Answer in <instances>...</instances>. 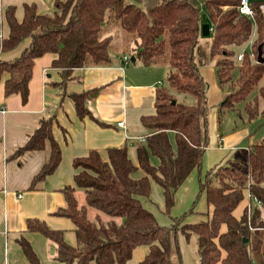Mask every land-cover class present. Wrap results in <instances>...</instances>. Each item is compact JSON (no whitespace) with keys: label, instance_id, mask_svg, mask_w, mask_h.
<instances>
[{"label":"trees","instance_id":"1","mask_svg":"<svg viewBox=\"0 0 264 264\" xmlns=\"http://www.w3.org/2000/svg\"><path fill=\"white\" fill-rule=\"evenodd\" d=\"M260 5L264 7V1L251 2L253 19L239 13V0H54L51 14L38 13L34 4H24L20 21L14 6L0 12V29L3 17L8 30L0 55L29 42L13 60L0 58V81L6 76L4 97L18 95L25 103L35 59L54 54L51 67L59 70L60 81L51 85L62 91L61 97L71 99L79 119L92 118L88 102L100 88L68 92L67 85L74 80V70L113 64L118 55L112 48V35L105 36L109 26L129 34L133 42L130 53L146 68L157 66L162 55H168L166 85L155 90L153 114L140 118L149 133L143 143L135 144L136 164L128 158L126 145L108 148L105 161L96 150L72 160L77 170L74 185L82 190L84 205H78L75 188L67 186L62 191L65 206L52 215L70 220L75 245L66 243L62 231L52 230L44 222L25 221L28 232L41 234L55 245L56 262L129 264L133 252L146 247L138 264H175L180 257L179 235L185 240L194 235L199 264H264V139L242 152L243 161L219 163L201 174L209 141V108L206 85L193 56L203 8L211 29L208 57L214 60L217 86L226 93L218 104L220 116L241 106L248 121L264 117V13ZM253 33L251 51L257 61L260 48L263 61L255 63L246 52L237 61L238 50L246 47ZM178 95L190 97L193 103L181 102ZM54 121V116L42 117L25 144L10 156L48 151L32 179V189L60 162V148L52 136ZM194 171L197 197L203 196L211 211L198 222L187 223L192 211L180 217L170 213L176 191ZM137 172L142 176L136 178ZM150 182L162 190L164 213L172 222L169 227L160 226L142 206L141 199L150 198ZM244 192L250 209L245 206L235 218L233 211ZM251 200L259 206H251ZM88 208L121 219V223H104L99 214L91 221ZM16 242L29 264H41L27 240L20 236Z\"/></svg>","mask_w":264,"mask_h":264},{"label":"crops","instance_id":"2","mask_svg":"<svg viewBox=\"0 0 264 264\" xmlns=\"http://www.w3.org/2000/svg\"><path fill=\"white\" fill-rule=\"evenodd\" d=\"M53 3L54 0H0V12L3 13L7 7L14 6L15 16L20 21L24 4H34L38 13L47 14L48 11L53 12ZM7 33L2 17L0 35L3 38ZM28 44V41H24L16 49L2 53L0 58L13 60ZM131 48V45L128 49L120 48L117 53L119 57L114 59L110 67L73 71L74 80L68 83V92L100 88L88 102L92 118L86 116L79 119L71 99L66 96L61 97L62 91L51 85L60 81L59 70L51 67L52 61L56 59L54 54H45L35 59L25 103L18 95L4 97L3 81L6 76L2 77L0 81V264H29L16 242L20 236L28 241L41 264H59L54 260L55 245L41 234L28 232L25 226L27 219L39 220L52 230L62 231L64 241L71 246L75 245L74 227L70 220L52 215L57 209L65 206L62 191L67 186L75 188V198L78 205H81L78 196L82 190L75 187L73 180L77 172L72 166L74 158L83 157L90 150H96L105 161L108 148L126 145L128 158L136 164L135 144L142 143L140 140L149 133L141 124L140 118L153 114L155 90L158 86H163L168 67L159 66L160 64L150 68L142 66L131 55ZM200 74L204 80L203 71H200ZM208 83L210 89L208 88L207 91V101L210 106L208 110L210 116L211 112L212 115L215 112V105L222 99V93L217 91L219 89L216 78L215 81L209 78ZM49 116L55 117L52 136L60 148V162L51 175L32 189L30 188L32 179L46 161L48 151L27 152L17 158L10 156L25 144L28 136L38 126L39 120ZM96 120L105 125H100ZM119 122H123V126H117ZM246 134L245 129L222 134L216 129L214 120L208 147L203 156L201 172L222 162L229 151L235 150L241 144L240 141L247 136ZM153 160L155 159L152 158L151 162L154 164ZM197 176L195 171L192 172L176 191V202L184 200V204L195 194L198 188ZM150 186V198L141 199L142 205L148 211H152L151 206L154 205L152 194H155L158 209L164 211L161 188L158 186L159 189L154 191L151 182ZM245 195L248 197L247 192ZM241 214L233 213L235 218H239ZM221 231H224L223 226ZM146 253V247L137 248L129 264H138Z\"/></svg>","mask_w":264,"mask_h":264},{"label":"rangeland","instance_id":"3","mask_svg":"<svg viewBox=\"0 0 264 264\" xmlns=\"http://www.w3.org/2000/svg\"><path fill=\"white\" fill-rule=\"evenodd\" d=\"M51 12L52 11H48L47 14H49V13L51 14ZM108 15L109 14L106 13V16H105L106 20L108 18ZM207 23H208L207 14L205 12V9L201 8L200 26H202L203 24H207ZM105 32H106L105 36L112 35V39H113L112 48H113V51H115L116 53H119V51L121 50L120 48L128 49L129 45L133 46V42H132L131 37L125 31H123L121 29H113L112 27L109 26ZM252 37L253 36H251V39H252ZM210 41H211L210 35L209 36H202V34L200 32V35L198 37V43L196 45V48H195L194 54H193L194 61L197 64V66L199 67V70L203 71V73H204L203 76H204V83L206 85V91H208V88L210 89V84L208 83L209 78H211L212 81L213 80L215 81L214 60H210L208 57ZM238 52H241V53L246 52L248 55H250L251 47H248L246 45V47H244L240 51L238 50ZM167 61H168V55L167 54L162 55V57L160 58V65L159 66L166 65ZM162 84L164 86L166 85L165 79H163ZM215 89L217 90V88H215ZM217 91L218 92L220 91L219 93H222V99H220V102H221L223 100L224 96L226 95V93L221 91L220 89ZM176 97L181 102H184L187 104L193 103V101L190 97H183L181 95L180 96L178 95ZM219 103H217L215 105L216 106L215 110H214L215 112L213 113L214 116L212 115V112H211L210 116L207 117L208 137L210 136L214 120H215L216 129L219 132H221L222 134H230L232 132H236V131H240V130L245 129L247 131V134H246L247 136H245L240 141L241 144L238 145L235 150L229 151V153L225 156L224 160L222 162H220V164H226L229 161L241 162V161H243L242 152L247 147H251L255 144H258L262 139H264V117L258 118V119L253 120V121H248L241 106L238 107V110H236V111H228V112L226 111V112H224V114H222L220 116L219 111H218V104ZM207 104H208V101H207ZM208 108H210V106H208ZM260 108H262V106H260ZM210 124H211V127H210ZM153 161H154V163H156V160H153ZM202 173L203 172H201V174ZM140 176H142L141 172H137L135 174L136 178H138ZM151 185L153 186L154 191L159 189V187L157 185H155L153 182H151ZM196 185L198 186V184H196ZM197 195H198V193H197V189H196L195 194L192 195L191 197H189V199H187L184 204H183L184 200L176 202V196H175V203H174V206L171 210L170 215L173 217H180L183 213L192 211V213H190L188 215V217L186 218V222L187 223H195V222H198L203 217V215L206 214L207 212L210 214L211 210L206 207L203 196L197 197ZM82 197H83V194L81 192V194H79V196H78V200H79V202H81L79 204L84 205V199ZM152 197L154 199L153 200L154 205L151 206V208H152V211L150 210L151 213L154 214V216H155V218H156V220L160 226L169 227L172 224L170 218L167 215H165L163 210L158 209V206L156 204L157 203L156 195L152 194ZM81 198L83 199V201H81L82 200ZM160 200H161V197H160ZM248 200L249 199H248V197H246L245 192H244V197H243L242 202L233 211V213L235 215L241 214V211L243 210L244 205L247 206ZM250 204H251V206L255 205L253 200H251ZM161 205H160V207L162 208ZM172 213L176 214V215H173ZM98 214L100 215L99 217L101 218L102 222H104V223L109 222L110 220H113L117 224L121 223V219L110 218L104 214L98 213L94 209H91V208L87 209V217L91 221H94L95 215H98ZM177 242H178V249H179L178 252H179L180 257H179V259H177V255L175 253V260L177 259L178 262L174 261V263L175 264H179V263L180 264H199L198 263L197 245H196L195 236L192 235L188 240H185L184 237L179 235ZM254 264H260V262L254 261Z\"/></svg>","mask_w":264,"mask_h":264},{"label":"built area","instance_id":"4","mask_svg":"<svg viewBox=\"0 0 264 264\" xmlns=\"http://www.w3.org/2000/svg\"><path fill=\"white\" fill-rule=\"evenodd\" d=\"M252 1H264V0H239V6H238L239 13L246 16V17H249L251 19H253L252 18L253 14H252V9H251V2ZM259 9L262 11V13H264L263 5H260ZM210 31H211V29H210ZM252 36L255 37V34L253 33ZM253 37H252V39L250 37L249 41L247 42L248 47H251V45L253 43V39H254ZM1 41H2V37L0 35V46H1ZM244 54H245V52H242V53L239 52L236 56V60L240 61L243 58ZM249 57L251 60H253V61H255V63H257V61L254 59L255 57H254V54L252 51H251ZM117 126H119V127L123 126V122L117 123ZM140 141L143 143L144 139H141ZM248 199H249V196H248ZM255 204L259 206V202H256ZM247 207L250 209L249 203H248ZM262 221L264 222V217L262 218Z\"/></svg>","mask_w":264,"mask_h":264},{"label":"water","instance_id":"5","mask_svg":"<svg viewBox=\"0 0 264 264\" xmlns=\"http://www.w3.org/2000/svg\"><path fill=\"white\" fill-rule=\"evenodd\" d=\"M202 36H209L210 35V29L208 24H203L200 28ZM133 60V59H132ZM263 61L261 56V50L258 48V55H257V63H261ZM243 242H247V240H243Z\"/></svg>","mask_w":264,"mask_h":264}]
</instances>
